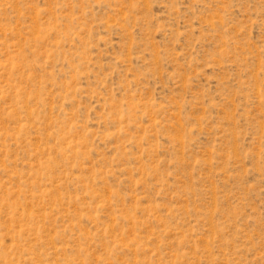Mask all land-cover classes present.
<instances>
[{"label":"rangeland","instance_id":"obj_1","mask_svg":"<svg viewBox=\"0 0 264 264\" xmlns=\"http://www.w3.org/2000/svg\"><path fill=\"white\" fill-rule=\"evenodd\" d=\"M0 264H264V0H0Z\"/></svg>","mask_w":264,"mask_h":264}]
</instances>
